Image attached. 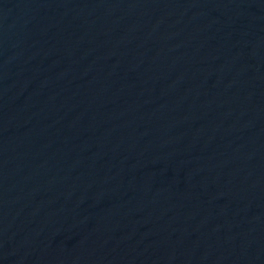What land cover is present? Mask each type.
Listing matches in <instances>:
<instances>
[{
    "label": "water",
    "instance_id": "obj_1",
    "mask_svg": "<svg viewBox=\"0 0 264 264\" xmlns=\"http://www.w3.org/2000/svg\"><path fill=\"white\" fill-rule=\"evenodd\" d=\"M0 264H264V0H0Z\"/></svg>",
    "mask_w": 264,
    "mask_h": 264
}]
</instances>
